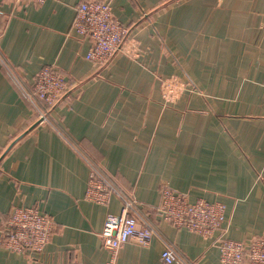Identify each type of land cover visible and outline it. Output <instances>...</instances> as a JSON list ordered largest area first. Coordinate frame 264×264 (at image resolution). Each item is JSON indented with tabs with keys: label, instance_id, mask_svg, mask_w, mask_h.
<instances>
[{
	"label": "crops",
	"instance_id": "crops-1",
	"mask_svg": "<svg viewBox=\"0 0 264 264\" xmlns=\"http://www.w3.org/2000/svg\"><path fill=\"white\" fill-rule=\"evenodd\" d=\"M84 1L0 0V264L108 262L101 235L123 201L86 199L94 170L157 232L148 246L123 245L116 264H165V243L174 264H221L212 239L161 218L160 190L223 203L231 240L264 236V0H93L129 29L100 70L73 28ZM44 67L74 90L38 124L10 69L33 84ZM16 207L53 219L41 253L2 246Z\"/></svg>",
	"mask_w": 264,
	"mask_h": 264
},
{
	"label": "built area",
	"instance_id": "built-area-1",
	"mask_svg": "<svg viewBox=\"0 0 264 264\" xmlns=\"http://www.w3.org/2000/svg\"><path fill=\"white\" fill-rule=\"evenodd\" d=\"M45 1L35 0L38 5ZM73 28L81 37L92 41L86 59L98 70L106 67L122 51L128 36L126 28L113 15L111 5L101 1H84L78 5ZM10 73L36 110L38 124L49 122L53 111L71 92L65 78L52 67L40 70L33 84L24 83L12 69ZM112 182L109 177L94 170L86 192V199L96 204H108L113 195L123 201L119 215L109 214L106 217L101 237L110 258L105 264H116L123 245L135 242L148 246L157 237L154 227L139 225L134 217L138 201ZM160 196L157 211L161 218L176 229H186L204 239H213L220 251L221 264H264V236L249 241L227 238V230L223 226L226 220L223 203L191 202L188 196L168 186L161 188ZM54 225L53 219L38 208L16 207L11 212L1 244L13 252L41 253L52 237ZM162 261L174 264L182 262V259L173 245L165 243Z\"/></svg>",
	"mask_w": 264,
	"mask_h": 264
},
{
	"label": "rangeland",
	"instance_id": "rangeland-1",
	"mask_svg": "<svg viewBox=\"0 0 264 264\" xmlns=\"http://www.w3.org/2000/svg\"><path fill=\"white\" fill-rule=\"evenodd\" d=\"M126 31H128V33H129V29H126ZM127 39V38H126ZM125 42H126V40H125ZM70 90H74V86L72 87V86H70ZM64 100V99H63ZM108 177V176H107ZM110 178V177H109ZM113 182V184H116V185H118V183L115 181V180H113L112 178H110ZM118 187H120L121 188V186L120 185H118ZM122 189V188H121ZM226 228V227H225ZM228 228H226V230H227ZM210 239V238H209ZM213 240V239H212Z\"/></svg>",
	"mask_w": 264,
	"mask_h": 264
}]
</instances>
